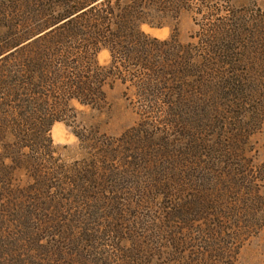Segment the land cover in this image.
I'll list each match as a JSON object with an SVG mask.
<instances>
[{
  "label": "trees",
  "instance_id": "trees-1",
  "mask_svg": "<svg viewBox=\"0 0 264 264\" xmlns=\"http://www.w3.org/2000/svg\"><path fill=\"white\" fill-rule=\"evenodd\" d=\"M191 1L0 0V22L17 23V33L11 34L9 42L0 40V46L5 44L0 49L1 225L11 220L30 228L41 217L37 207L41 211L50 207L57 214L63 205L65 210L66 204L77 198L74 191L75 195L87 196L93 188L107 189V185L100 184L103 178L102 183H109L115 194L113 190H117L121 180L102 173L114 174L116 160L132 159L126 153L140 149L144 134L145 140L155 144V134L145 130L144 125L127 131L120 139H108L97 161L72 169L70 190L63 184L64 177L68 178L64 170L62 181L56 186L57 194H49L54 175L58 174L49 148L52 125L65 122L73 101L99 107L103 88L109 82H129L140 115L159 117L165 113L170 118L169 125L175 118L173 128L181 141L190 136L183 118L209 121L210 127L200 125L203 157L216 161L213 168H207L209 171H217L218 163L224 172L223 159L231 154L240 159L243 140L253 133L264 113V18L259 25L260 37L239 33L238 23L223 25L218 27L219 35L203 41L201 50L181 45L175 36L159 41L141 31L143 25H162L154 23L156 15L152 12L161 13L159 20L164 15L173 18ZM104 49L110 61L100 65L96 56ZM197 52L201 53V61H195ZM244 117L256 124L246 130L240 121ZM232 126L235 130L230 129ZM208 137H215L211 147L206 146L210 143ZM192 138L195 147L191 145L189 149L194 154L192 159H196L202 148L197 146L200 139L195 135ZM162 143L161 152L168 150L166 157L171 159L176 152L173 142L165 139ZM26 149L31 155L25 153ZM175 154L182 158V153ZM141 155L133 157L132 163H125L139 194L145 186L138 181L137 172L146 169L138 161ZM177 167L186 166H169L166 172H175ZM98 168L103 171L100 175ZM153 171V176L160 172L157 165ZM197 171L200 173L201 168ZM227 173L230 175V171ZM235 173L231 172V181L216 194L214 208L209 207L212 203L203 190L195 203L166 213L157 225L146 227L140 217L139 227L131 228L129 218L124 219L119 213V224L108 230L113 244L105 246L99 258L93 255V260H86L82 251L75 248L80 255L67 264H235L238 245L234 241L251 227L252 210L247 201L255 210L259 203L246 170ZM263 174L264 167L255 172L259 177ZM22 181L27 182L26 186L20 187ZM79 184V190H75ZM222 197L228 198L223 205ZM135 199L142 201L138 194ZM8 244L3 242L2 247L5 256L11 258ZM106 248L112 251H105ZM60 253L58 250L56 255Z\"/></svg>",
  "mask_w": 264,
  "mask_h": 264
},
{
  "label": "rangeland",
  "instance_id": "rangeland-1",
  "mask_svg": "<svg viewBox=\"0 0 264 264\" xmlns=\"http://www.w3.org/2000/svg\"><path fill=\"white\" fill-rule=\"evenodd\" d=\"M152 14L156 15L154 23L162 25L160 27L143 25L141 31L146 35L159 41L169 40L170 37L175 36L181 45L200 47L201 50L204 45L203 41L207 40L208 36L219 35L218 27L223 25L238 23L239 33L255 34L260 37L258 31H260V22L264 18V0H192L176 17L164 15L165 17H161L160 21L158 19L161 16L160 12L157 14L152 12ZM14 33H17L16 22L10 20L0 22L1 41L9 42L11 34ZM259 41L261 40L258 39ZM4 48L5 44L0 46V49ZM196 48L192 50L195 51ZM200 54L197 52L195 61H201ZM96 58L100 65H107L110 61L109 53L105 49L99 51ZM103 93V102L99 107L90 108L73 101L71 110L67 113L66 123L56 122L52 125L49 148L53 159L51 163L58 167V174L54 175L56 179L53 183L56 184H53L49 194H53V196L57 194L56 186L59 180L62 181L61 173L64 170H67L68 178L64 177L63 184H66L70 190L72 169L86 167L92 160L97 161L96 159L101 153L100 149L105 150V142L108 139H120L127 131L144 125L145 130L155 134L156 138L153 140L155 144L151 143V140H145L144 134L140 149L137 152L132 150L126 153L132 159L123 162L116 160L114 174H108L105 171L102 173L104 176L111 175L115 178L114 180H121L117 190H113L115 194L111 192L109 183H102L103 178L100 184L107 185V189L105 187L102 189L93 188V193L87 196L75 195L77 191H74L73 194L77 198L71 199L66 204L65 210H63V205L57 214H53L50 207L45 211L43 209L41 211V207H37L36 211L41 212V217L37 221L38 223L30 228L23 227L11 220L0 224V264H67L69 260H77V255H80L75 251V248L82 251L86 260H93V255H97L96 257L99 258L101 253H104V247L113 244V236L110 237L108 230L119 224V213L124 219L129 218L128 225L131 228L139 227L140 217L146 227L157 225L166 213L170 214L181 206L195 203L199 193L203 190H205L204 195L209 197L207 199L209 204L210 201L212 203L209 205L210 207L215 202L219 190H222V187L224 188L227 182L231 181L229 177L231 172L235 173L239 170H246L247 177L250 176L248 181L252 185L254 198L257 197L259 203H257L258 209L255 210L252 203L247 201L248 207L252 210L249 214L251 227L243 233L240 239L234 241V244L238 245L235 264H264V174L263 177L255 175L258 168L264 167V113L259 124L253 129V133L251 132L252 134L247 136L245 141L243 140L245 143L240 146L242 150L240 159L236 160L235 156L231 154L228 158L223 159V161L226 160L225 166L222 165V168H226L224 172L218 163L215 168L217 171L214 169L209 171L207 168H213L216 161L206 160L208 157H203L205 154L201 144L203 137L200 135V125L209 126V121L201 122L202 118L198 117H194L193 120H189V117L183 118V123L190 136L181 141L180 138H177L173 128L175 118L171 119V125H169L170 118L165 113L159 117L140 115L139 106L136 103L137 97L129 82L125 84L119 81L109 82L103 88ZM240 121L246 130L256 124L248 117H244ZM230 129L235 130L233 126ZM194 135L200 139L197 146L202 148L201 153L196 154V159H192L194 154L189 149L193 145L192 137ZM165 139L167 143L173 142L171 143L173 148L178 154L182 153V158L177 155V159L176 152H174L169 159L166 157L168 150L161 152L162 142ZM208 140L210 143H207L206 146L211 147V142L215 140V137H208ZM159 144L162 147H159ZM193 146L195 147V145ZM25 153L31 155V151L28 149L25 150ZM156 153H160L158 157H156ZM139 155H141L139 163L146 167L145 170L137 172L138 181L143 182L145 186L141 194L135 192L136 185L134 187L132 175H129L131 171H127L125 165V163H132L133 157H139ZM178 160L179 162H177ZM180 163L188 169L186 167L178 169L177 167L175 172L173 170L169 172L168 169L166 172L167 167ZM154 165H157L160 171L156 172L155 176H153ZM197 168L198 170L201 168L200 173ZM98 170L100 175L102 170L99 168ZM228 171H230V175L227 173ZM175 174L177 175L174 176ZM26 184L27 182L22 181L20 187L26 186ZM79 187L80 184L75 190H79ZM137 194L142 197V201L139 202V199H135ZM114 197L115 199H113ZM248 198L250 201V197ZM225 200L228 198L222 197V205ZM212 207L214 208V205ZM230 222L233 224L232 221ZM240 225L243 224L240 223ZM3 242L9 243L7 254L11 258L5 256ZM59 243L61 244L59 245ZM62 243L67 245H62ZM72 244H74L73 247ZM58 250L61 255H56ZM105 251L112 250L106 248Z\"/></svg>",
  "mask_w": 264,
  "mask_h": 264
}]
</instances>
